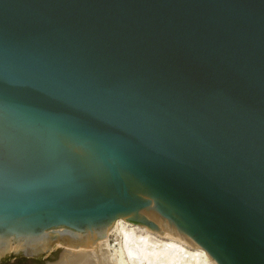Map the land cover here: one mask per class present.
<instances>
[{"label": "water", "instance_id": "obj_1", "mask_svg": "<svg viewBox=\"0 0 264 264\" xmlns=\"http://www.w3.org/2000/svg\"><path fill=\"white\" fill-rule=\"evenodd\" d=\"M118 219L264 264V0H0V264Z\"/></svg>", "mask_w": 264, "mask_h": 264}, {"label": "bare ground", "instance_id": "obj_2", "mask_svg": "<svg viewBox=\"0 0 264 264\" xmlns=\"http://www.w3.org/2000/svg\"><path fill=\"white\" fill-rule=\"evenodd\" d=\"M55 245L75 248L58 264H216L201 248L123 219L93 244Z\"/></svg>", "mask_w": 264, "mask_h": 264}, {"label": "trees", "instance_id": "obj_3", "mask_svg": "<svg viewBox=\"0 0 264 264\" xmlns=\"http://www.w3.org/2000/svg\"><path fill=\"white\" fill-rule=\"evenodd\" d=\"M15 259V261H11ZM1 264H29V260L27 258L24 257H14V256H10L8 258H6Z\"/></svg>", "mask_w": 264, "mask_h": 264}, {"label": "rangeland", "instance_id": "obj_4", "mask_svg": "<svg viewBox=\"0 0 264 264\" xmlns=\"http://www.w3.org/2000/svg\"><path fill=\"white\" fill-rule=\"evenodd\" d=\"M115 237H116V236H115ZM115 237L113 236V237H112V239L114 240V239H115ZM56 247H57V246L55 245V246L52 248L51 252H53V251H54V249H55ZM58 247H61V248H62L63 246H58Z\"/></svg>", "mask_w": 264, "mask_h": 264}]
</instances>
